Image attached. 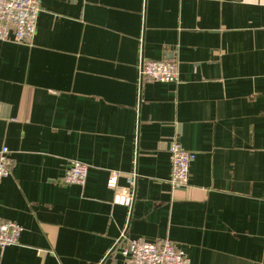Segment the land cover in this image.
<instances>
[{"label": "crops", "instance_id": "1", "mask_svg": "<svg viewBox=\"0 0 264 264\" xmlns=\"http://www.w3.org/2000/svg\"><path fill=\"white\" fill-rule=\"evenodd\" d=\"M29 44L0 41V264H126L171 241L191 264H264V0H40ZM142 59L178 61L145 82ZM196 155L174 191L170 149ZM73 161L84 186L62 183ZM135 179L132 211L108 187Z\"/></svg>", "mask_w": 264, "mask_h": 264}, {"label": "built area", "instance_id": "2", "mask_svg": "<svg viewBox=\"0 0 264 264\" xmlns=\"http://www.w3.org/2000/svg\"><path fill=\"white\" fill-rule=\"evenodd\" d=\"M41 11L40 0H0V41L16 44H29L35 37L38 16ZM140 75L143 83H175L179 81L178 61H156L142 59ZM7 147L0 149V180L9 177L12 160ZM172 173L169 180L174 191L188 187L191 167L196 155L183 150L174 141L171 149ZM89 167L87 164L73 161L67 169L62 183L66 185L84 186L87 181ZM108 187L114 193L115 205L128 208L130 212L135 202V179L129 187L119 185V174H111ZM22 228L16 223L0 219V248L19 244ZM116 251L124 257L126 264H191L188 257L169 240L151 243L144 239H131L127 231L121 235Z\"/></svg>", "mask_w": 264, "mask_h": 264}]
</instances>
